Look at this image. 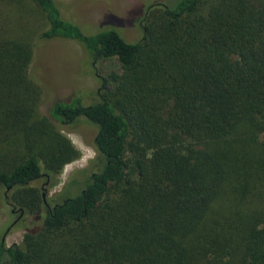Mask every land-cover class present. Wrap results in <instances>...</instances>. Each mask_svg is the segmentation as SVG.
<instances>
[{"label": "trees", "instance_id": "trees-1", "mask_svg": "<svg viewBox=\"0 0 264 264\" xmlns=\"http://www.w3.org/2000/svg\"><path fill=\"white\" fill-rule=\"evenodd\" d=\"M23 1L0 0V185L39 220L0 241V264H264V0L153 6L135 42L86 32L56 0H31L44 20L33 32L9 12ZM33 33L121 71L102 76L97 101L56 99L44 114ZM83 124L97 156L77 171L81 191L51 205L32 183L57 184L80 156L61 128Z\"/></svg>", "mask_w": 264, "mask_h": 264}, {"label": "rangeland", "instance_id": "rangeland-1", "mask_svg": "<svg viewBox=\"0 0 264 264\" xmlns=\"http://www.w3.org/2000/svg\"><path fill=\"white\" fill-rule=\"evenodd\" d=\"M64 18L78 23L86 32L95 33L107 28H116L127 39L138 41L142 38L145 16L153 6H176L181 0H56ZM208 0L205 7L212 3ZM25 6L9 12L14 22H21L28 30L44 24L43 15L31 1L24 0ZM6 10V8H5ZM36 23V24H35ZM34 58L31 74L41 86L42 98L40 109L50 113L56 99L68 100L80 94L83 104H91L99 98L102 76L120 72L117 58L91 61L84 46L75 40L56 38L49 41L37 40L33 33ZM89 96V97H88ZM63 134L80 151L78 159L67 163L58 175L57 184L43 176L32 185L46 194V202L53 205L67 195L80 192V173L97 156L94 138L97 129L91 124H83L73 129L61 128ZM264 141V134L260 136ZM76 172V173H75ZM75 173V174H74ZM72 174L74 176L71 178ZM83 174V173H82ZM71 178V180H69ZM69 181V183H68ZM68 183V185H67ZM10 191L0 185V241L6 245L20 243L27 231L36 227L38 215L24 211L7 202ZM15 209L17 212H13Z\"/></svg>", "mask_w": 264, "mask_h": 264}, {"label": "water", "instance_id": "water-1", "mask_svg": "<svg viewBox=\"0 0 264 264\" xmlns=\"http://www.w3.org/2000/svg\"><path fill=\"white\" fill-rule=\"evenodd\" d=\"M45 196H46V194L44 193V194H43V197H44V200H45V202H46V197H45ZM7 202H10V199L8 198V196H7Z\"/></svg>", "mask_w": 264, "mask_h": 264}, {"label": "flooded vegetation", "instance_id": "flooded-vegetation-1", "mask_svg": "<svg viewBox=\"0 0 264 264\" xmlns=\"http://www.w3.org/2000/svg\"><path fill=\"white\" fill-rule=\"evenodd\" d=\"M12 211H13V212H17V210H15V209H13ZM23 213H24V211H23V210H21V213H20L19 217H20V216H22V215H23Z\"/></svg>", "mask_w": 264, "mask_h": 264}]
</instances>
